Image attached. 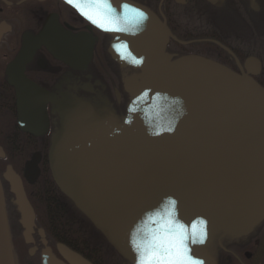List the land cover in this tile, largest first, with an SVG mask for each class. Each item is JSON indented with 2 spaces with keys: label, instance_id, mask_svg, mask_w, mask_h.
<instances>
[{
  "label": "water",
  "instance_id": "water-1",
  "mask_svg": "<svg viewBox=\"0 0 264 264\" xmlns=\"http://www.w3.org/2000/svg\"><path fill=\"white\" fill-rule=\"evenodd\" d=\"M109 3L116 13L127 3L146 16L142 23L134 24L135 13L128 14L123 26L136 29L134 32L107 31L117 45L126 44L133 56L142 58L140 65H134L110 50L116 61L141 70L124 80L132 99L128 122L117 140L115 131L101 122H97L99 131L94 129L90 120L96 113L90 107L81 109L78 99L63 102L57 108L60 127L52 134L48 150L57 188L132 264L139 259L133 234L141 242L151 238L165 218L163 205L168 198L177 201L175 219L187 229L199 220L205 226L219 220L225 233L248 231L264 216V88L249 75L199 55L173 58L164 51L167 27L152 13L130 1ZM44 36L47 34H39L34 41L25 39L19 62L6 68L8 81L16 88L19 125L32 134L47 131L43 109L50 97L24 79L22 67L35 46L47 43ZM62 59L76 61L68 56ZM177 99L182 103L177 104ZM157 128L165 130L156 135ZM39 157L34 153L24 164L28 183L38 177ZM3 176L20 211L24 242L30 244L34 215L22 181L10 166ZM156 212L160 220H149ZM205 243L207 239L199 245L200 259ZM57 249L67 264H90L62 244ZM41 257L42 264H64L49 248L41 251ZM0 264H15L1 183Z\"/></svg>",
  "mask_w": 264,
  "mask_h": 264
},
{
  "label": "flooded vegetation",
  "instance_id": "flooded-vegetation-1",
  "mask_svg": "<svg viewBox=\"0 0 264 264\" xmlns=\"http://www.w3.org/2000/svg\"><path fill=\"white\" fill-rule=\"evenodd\" d=\"M126 1L147 8L167 27L164 51L173 58L199 55L237 74L249 75L264 88V0ZM39 34H47V43L34 44V51L23 64L22 75L45 90L50 100L43 109L46 133L32 134L19 125L16 88L9 83L6 68L11 62H19L25 39L34 41ZM113 40L111 34L91 24L62 0H0V120L4 119V123L0 122V148L5 155L29 147V156L34 152L40 154L41 174L40 166L48 162L50 138L60 127L57 108L66 100H80L81 109L90 107L96 113V118L90 120L94 129L99 131L97 122H101L121 140L132 100L124 89V80L141 70L128 64L127 59L118 62L112 58L109 47ZM63 56L76 61L70 63ZM249 60L251 63L246 65ZM22 172L23 166L16 173L29 198ZM2 173L0 166L3 183ZM12 203L10 209L13 207L18 213V207ZM39 229L35 223L31 247H35L37 257L33 264H41ZM205 229L203 259L198 253L200 243L187 242L193 259L202 264H264V216L246 232L225 233L223 222L218 220H212ZM52 252L55 254L53 249ZM14 263L21 264L17 255Z\"/></svg>",
  "mask_w": 264,
  "mask_h": 264
},
{
  "label": "snow or ice",
  "instance_id": "snow-or-ice-1",
  "mask_svg": "<svg viewBox=\"0 0 264 264\" xmlns=\"http://www.w3.org/2000/svg\"><path fill=\"white\" fill-rule=\"evenodd\" d=\"M81 12L91 23L105 31H135L124 27L123 24L129 20V13H135L134 24H140L146 18L145 13L139 9L131 8L129 4L122 5L121 13L117 14L109 3V0H87L85 10V0H68ZM117 50L121 52V57L128 59L134 65H140L142 58H136L128 51L126 44L117 45ZM165 129L157 128L155 133L158 135ZM168 128L167 131H171ZM175 199H167L163 205L165 218L159 224V229L151 235L149 240L141 242L136 233L133 234V247L138 253V264H202L201 261L193 259L189 255L187 242L204 243L206 239V229L204 220L194 222L191 231L175 219L176 217ZM149 220L159 221L160 213L156 212L149 216ZM197 224L199 228H197ZM140 231V229H137Z\"/></svg>",
  "mask_w": 264,
  "mask_h": 264
},
{
  "label": "trees",
  "instance_id": "trees-1",
  "mask_svg": "<svg viewBox=\"0 0 264 264\" xmlns=\"http://www.w3.org/2000/svg\"><path fill=\"white\" fill-rule=\"evenodd\" d=\"M9 156L10 155L7 154L4 159H0V165L6 162ZM26 157H28V155ZM40 167L42 172L38 179L40 182L39 186L44 187L47 193V199L43 198L45 200H43V204L45 207L47 205L45 211L48 210L47 215L51 222L57 226L58 230V232L48 231V239L65 245L92 264H102L99 261L100 254L97 247L94 245V247L91 248L90 246V238H94V233L98 234V232L74 205L59 192L51 178L48 164L45 162ZM2 168H4V166H1V169ZM83 224L87 226L85 228L90 230L92 234L83 227ZM120 260L119 264L125 263L122 258H120Z\"/></svg>",
  "mask_w": 264,
  "mask_h": 264
},
{
  "label": "rangeland",
  "instance_id": "rangeland-1",
  "mask_svg": "<svg viewBox=\"0 0 264 264\" xmlns=\"http://www.w3.org/2000/svg\"><path fill=\"white\" fill-rule=\"evenodd\" d=\"M0 122L4 123V119L0 120ZM29 156V147L25 151H21L20 153L17 154H10L9 158L7 159L6 162L2 163L0 166H5L6 164H10L14 166V169L18 172L22 169L23 162L27 158L26 156ZM3 169V168H2ZM40 182L38 181L35 184H27V191L29 192V201L31 205L34 208L35 214H36V219H37V226L43 230L44 235L46 236V240L48 241L49 245L52 247L53 251L55 254L59 256L58 254V249H57V243L54 241H50L47 236H49L48 231H57V226L51 222L49 219L48 210L45 211L47 208L43 204V200L46 198L47 199V193L46 189L44 187H40ZM39 186V187H38ZM11 198L13 197L9 194H7V211L10 219L8 220L10 223L11 227V232L13 235V244L14 248L16 250L17 256L21 264H29L28 262L36 260V255L34 256L33 252L30 254V249L31 245H27L24 243L23 238H22V228L21 226L18 225V213L14 210L12 207L10 209V205L13 201H11ZM44 198V199H43ZM45 201V200H44ZM13 204V203H12ZM11 210V213H10ZM11 214V215H10ZM83 227H87L85 224H83ZM59 228V227H58ZM88 230L87 228H85ZM90 234L92 232L88 230ZM92 237V236H91ZM38 238V237H37ZM57 244V245H56ZM94 245L97 247V250L99 251V261L102 264H119L120 263V258H122L116 251L115 249L107 242V240L101 236L99 233L95 234L94 233V238H90V246L91 248L94 247ZM41 246V245H39ZM38 251V250H37ZM38 255V253H36ZM39 260V258H38Z\"/></svg>",
  "mask_w": 264,
  "mask_h": 264
},
{
  "label": "clouds",
  "instance_id": "clouds-1",
  "mask_svg": "<svg viewBox=\"0 0 264 264\" xmlns=\"http://www.w3.org/2000/svg\"><path fill=\"white\" fill-rule=\"evenodd\" d=\"M177 104H181L182 103V101H180L179 99H177L176 101H175ZM169 199V198H168ZM172 199V198H171ZM177 222L178 223H180V224H183L182 222H180L179 220H177Z\"/></svg>",
  "mask_w": 264,
  "mask_h": 264
},
{
  "label": "bare ground",
  "instance_id": "bare-ground-1",
  "mask_svg": "<svg viewBox=\"0 0 264 264\" xmlns=\"http://www.w3.org/2000/svg\"><path fill=\"white\" fill-rule=\"evenodd\" d=\"M255 81V80H254ZM256 82V81H255ZM11 215V214H10ZM8 218L10 219V217L8 216Z\"/></svg>",
  "mask_w": 264,
  "mask_h": 264
}]
</instances>
